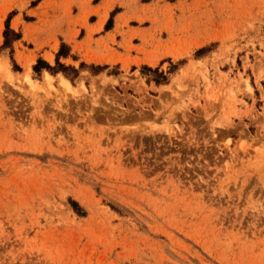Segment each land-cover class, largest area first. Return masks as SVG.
Segmentation results:
<instances>
[{"label":"rangeland","instance_id":"rangeland-1","mask_svg":"<svg viewBox=\"0 0 264 264\" xmlns=\"http://www.w3.org/2000/svg\"><path fill=\"white\" fill-rule=\"evenodd\" d=\"M0 264H264V0H0Z\"/></svg>","mask_w":264,"mask_h":264},{"label":"trees","instance_id":"trees-1","mask_svg":"<svg viewBox=\"0 0 264 264\" xmlns=\"http://www.w3.org/2000/svg\"><path fill=\"white\" fill-rule=\"evenodd\" d=\"M16 38H18V34L13 32L7 25V21H5V25H4V30H3V42H2V46L3 47H9L10 46V42L12 40H15ZM60 53V50L56 53V55L58 56ZM56 64V68H53L51 66H49L48 64H46L45 62H42V60L38 59L37 62L33 65V70L34 71H38L40 70V68H44L45 70H47L50 73H54V72H61L64 76L69 77L66 73L65 70H70L71 76L69 77V79H73L76 74H77V70L72 68L71 66H64L62 64H60L58 61H55ZM163 79V77H162ZM70 206L73 209V211H75L76 213L80 214L79 212V207L77 206L76 202L71 201L70 202Z\"/></svg>","mask_w":264,"mask_h":264},{"label":"bare ground","instance_id":"bare-ground-1","mask_svg":"<svg viewBox=\"0 0 264 264\" xmlns=\"http://www.w3.org/2000/svg\"><path fill=\"white\" fill-rule=\"evenodd\" d=\"M16 21H17V20H16ZM13 24L16 25L15 20H14ZM63 83L68 84V82H67L65 79L63 80Z\"/></svg>","mask_w":264,"mask_h":264}]
</instances>
